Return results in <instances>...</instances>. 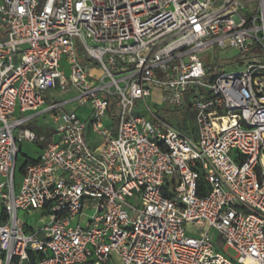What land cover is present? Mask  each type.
<instances>
[{
    "label": "built area",
    "instance_id": "built-area-1",
    "mask_svg": "<svg viewBox=\"0 0 264 264\" xmlns=\"http://www.w3.org/2000/svg\"><path fill=\"white\" fill-rule=\"evenodd\" d=\"M0 206V264H264V0H0Z\"/></svg>",
    "mask_w": 264,
    "mask_h": 264
},
{
    "label": "rangeland",
    "instance_id": "rangeland-1",
    "mask_svg": "<svg viewBox=\"0 0 264 264\" xmlns=\"http://www.w3.org/2000/svg\"><path fill=\"white\" fill-rule=\"evenodd\" d=\"M246 5H247L248 9H253L257 6V2L256 1L247 2ZM201 56H202V59L204 60V62L206 63V65L210 68L211 73L213 75H219L223 71H237V70H240L243 68V66H242L243 61L239 58L238 53L234 50L227 49V50L221 51V50H218L216 47H213L211 49L206 50L204 53H202ZM80 57L82 58L81 55H80ZM117 65L120 66V63H118ZM70 95L71 94H69V93L62 94V93H60V91L58 89H52V90L44 93V96L48 101H51V99L53 98L54 100H57L59 102L66 100L67 98L70 97ZM161 95H162V91L160 89L153 88V93H152V95L148 101V104L150 106L160 104V106H161L160 115L167 118V115L169 112H168L167 107L165 105L163 106V104L161 102ZM136 105H137V103H136ZM138 108L140 109L141 105H139ZM67 109H74V106L67 107ZM81 109L77 110V113L79 115H81L84 119L86 117L85 115H87V113H88V109L87 108H81ZM183 110L178 111V113H177L178 119L177 120L172 119L171 122L176 123L178 126L179 125L183 126V122H184L187 126H189L188 127L189 129H190V127L192 129H194L195 125H194L193 121H186L187 114ZM117 112H118L117 104H114V109H113V111H111V118L115 119ZM42 123H43V121H41V120H33L29 123L28 126H32L34 124L44 126ZM94 139H95V142H97V143L100 142L99 138L94 137ZM91 145H93V143ZM93 146H95V145H93ZM20 148H21L20 149L21 155L24 157L36 159L39 155L37 153L34 145L24 143L20 146ZM21 162H22V160L19 157L17 167L20 166ZM20 181H21V179L16 177V186L17 187L19 186ZM0 211H1V206H0ZM39 218H40L39 215H34L33 219H29L28 221H30V222L33 221V223L37 224ZM227 253L232 257L235 256V253L233 250H228Z\"/></svg>",
    "mask_w": 264,
    "mask_h": 264
},
{
    "label": "crops",
    "instance_id": "crops-1",
    "mask_svg": "<svg viewBox=\"0 0 264 264\" xmlns=\"http://www.w3.org/2000/svg\"><path fill=\"white\" fill-rule=\"evenodd\" d=\"M84 108H87V109H88V113H89V111H90L89 107H84ZM78 110H79V109H78ZM81 110H82V109H81ZM81 110H80V111H81ZM88 113H87V115H88ZM87 115H85V116H87ZM79 116H80L81 118H83L81 115H79ZM85 116H84V117H85Z\"/></svg>",
    "mask_w": 264,
    "mask_h": 264
},
{
    "label": "trees",
    "instance_id": "trees-1",
    "mask_svg": "<svg viewBox=\"0 0 264 264\" xmlns=\"http://www.w3.org/2000/svg\"><path fill=\"white\" fill-rule=\"evenodd\" d=\"M180 126V125H179Z\"/></svg>",
    "mask_w": 264,
    "mask_h": 264
}]
</instances>
